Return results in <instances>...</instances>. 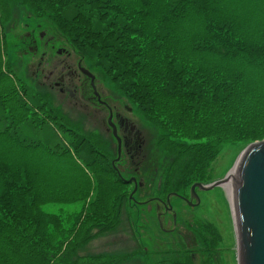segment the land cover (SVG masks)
Wrapping results in <instances>:
<instances>
[{
  "label": "trees",
  "instance_id": "trees-1",
  "mask_svg": "<svg viewBox=\"0 0 264 264\" xmlns=\"http://www.w3.org/2000/svg\"><path fill=\"white\" fill-rule=\"evenodd\" d=\"M22 22L63 41L139 115L147 135L124 148V172L109 142L83 131L85 116L70 120L46 85L18 76L32 53L25 31L7 35ZM263 140L264 0H0V264H227L205 221L196 261L174 244L150 262L139 228L132 249L86 250L125 215L136 223L129 178L143 180L135 200L186 197L213 183L223 148ZM49 205L80 209L62 217Z\"/></svg>",
  "mask_w": 264,
  "mask_h": 264
},
{
  "label": "rangeland",
  "instance_id": "rangeland-1",
  "mask_svg": "<svg viewBox=\"0 0 264 264\" xmlns=\"http://www.w3.org/2000/svg\"><path fill=\"white\" fill-rule=\"evenodd\" d=\"M22 31H25V34H30V36L36 42L35 52L32 55H27L25 51L21 52V54H26L30 59L25 63H21L19 67H15V71L18 76L22 78L26 76L30 77V75H32V79L38 82V79L34 77V71L38 69V63L40 61L44 62V60H48L53 55L55 56L57 52L61 53L62 51L67 53V50L69 51V47L62 46L59 43H64L63 41H61L59 38H56V36L52 35V33L49 32V34L48 32L46 33L43 31V28L40 25L31 24L30 22H22L18 27L11 31V34L9 32L7 35L9 42H13L15 36L17 34H21ZM21 36H23V34ZM43 36H46L52 40V42L48 41V43L54 46L53 49L50 45L46 49L44 42L40 43L37 41L38 39L43 38ZM55 50H57L56 53ZM9 57L11 60L14 58L13 54L10 53ZM58 59L61 60L63 58ZM83 68L85 69L84 64ZM49 69L51 70V68ZM24 70L25 73H23ZM27 70L28 74H26ZM57 72H59V70H57ZM92 75L95 77L96 85L99 93L102 95L103 101L108 104L110 109L113 110V123L115 122L114 115L115 113H118L123 121L136 128V131L139 132L141 138L146 136L147 134L146 131L143 130L145 128L140 121L139 115L133 113L132 109L123 100L114 95L111 89L104 85L100 77L94 74ZM55 77H57V75L54 73V78ZM26 82L29 83L28 80H26ZM46 87L51 93L49 94L52 96L54 107L56 105H60L62 112L65 115L68 114L67 117L72 121H75V119H77L78 116L82 114L85 116L83 131L89 132L91 134L97 133L109 142L108 149L109 151L111 150L114 156V162L116 163L119 171L121 173L124 172L126 170L128 160L126 158V153L123 146H121L120 157L117 159V144L106 124V120H108L107 110L103 108L100 110L101 113L95 112V110L92 109L90 105L77 103L76 101L70 99L66 93H60L52 85L48 84ZM85 92H87V90H85ZM125 109L127 110L125 111ZM118 131L120 132H118L117 135L121 139L124 134H122V130ZM243 150L244 149L232 147H225L221 150L216 163L213 165V174L216 176L214 177L215 179L213 183L223 180L231 172ZM130 179L131 178L126 181H129ZM133 179L137 184L140 183L141 186L143 185V180L140 181L139 179ZM138 190L139 187L137 188V191ZM196 194L199 200L198 206L194 209H190L189 207L185 206V204L178 199H173L177 197L170 198L172 212L176 215L174 228H176L175 230H177L178 234L172 233L174 228L170 218L166 219V221L164 219V223L167 222V225L164 226L165 231H160L162 233L160 234L155 223L156 214L153 209V204H151L153 199H150V196L141 195L140 197H136V200L133 198V201L131 202V205H134L133 208L137 210L139 215L137 217L136 223L131 226L129 223L130 216L125 215L123 217L121 226L118 227L114 234H109L94 240L87 247L86 252H89L90 254L109 255L118 254L124 248V246H126L125 250L128 248L132 249L136 244L135 240L133 239L134 233L140 229L139 231L143 237L141 239H143L145 244L147 243V246H149V248L145 246V251L149 253L147 254V260L150 262L160 263L161 260L165 261L167 257L165 255L162 257L160 252L166 251L168 247L171 248L170 246H173L174 244H176L177 254L182 256L184 255V252H187L189 255H191L192 259L196 261L198 257V236L195 222L198 221L199 224L200 221H205L215 228L220 238L217 248L220 257L224 258L225 256L227 264H236L235 233L230 210L231 203L229 202L226 190L220 187L208 192H200L196 190ZM148 195H150L149 192ZM188 195L189 194H187L186 197ZM79 209V205H71L70 207H66L64 205H49L44 207L45 211L61 215L62 217L74 215L79 212ZM132 228H135V230L133 231ZM160 228L162 229L161 226ZM181 243H183L184 247H181ZM138 262L142 263L144 260H138Z\"/></svg>",
  "mask_w": 264,
  "mask_h": 264
},
{
  "label": "water",
  "instance_id": "water-1",
  "mask_svg": "<svg viewBox=\"0 0 264 264\" xmlns=\"http://www.w3.org/2000/svg\"><path fill=\"white\" fill-rule=\"evenodd\" d=\"M79 70L83 76L90 79L95 90V77L83 67H79ZM107 123L117 144L118 159L121 154V140L117 136L111 114ZM232 171H234V177L232 179L230 210L235 233L236 264H264V140L246 147L238 157ZM228 175L223 180L207 186L198 183L193 184L190 187V199L195 198L196 204L194 206L189 204V207L198 205L196 190L208 192L219 187L224 189ZM126 183L133 184V191L129 196L133 200V195L141 185L140 183L137 184L133 178ZM171 197L178 196L174 194L167 196L165 201V210L167 211L172 210L170 206ZM175 221L176 216L173 214L172 223L174 225Z\"/></svg>",
  "mask_w": 264,
  "mask_h": 264
},
{
  "label": "flooded vegetation",
  "instance_id": "flooded-vegetation-1",
  "mask_svg": "<svg viewBox=\"0 0 264 264\" xmlns=\"http://www.w3.org/2000/svg\"><path fill=\"white\" fill-rule=\"evenodd\" d=\"M24 36H25V39L23 40V43L29 44L27 50L29 52H32V54H34L36 42L30 36V34H25ZM37 41H39L40 43L44 42L46 49L50 45L48 41L52 42V40L46 36H43V38H40ZM50 46L52 47V49L54 48V46L52 45ZM56 52L57 50H55V53ZM58 58H63V59L60 60ZM37 67L38 69L34 71V77L38 79L42 85L43 84L52 85L60 93H66L70 97V99L76 101L77 103L79 104L84 103L86 105H90L92 109L95 110V112L101 113L100 110L105 108L108 112V117L110 116V114L112 115V123H113V114H112L113 110L110 109L108 107V104H106L103 101L102 95L98 91L96 81L94 82V87H95V90H94L93 86L91 85L90 79L87 78L86 76H83L80 73L79 67H82V66H81V63L76 60V57L74 55L67 54L62 51L59 54L57 52L55 56L53 55L48 60H44V62L40 61ZM49 68H51V70ZM57 70H59V72H57ZM54 73L57 75V77L55 78H54ZM83 89H86L87 92L85 91L83 92ZM126 110L127 109H125V111ZM114 118H115V122L113 124L116 127L117 134L118 132H120L118 130H122L123 133L122 132L121 133L124 134V136L121 137V141H122L123 148H125L134 139L135 134L138 135L139 132L136 131V128L134 126H131L130 124L123 121L118 113H115ZM106 124L108 128L110 129L111 135H112V130L109 127L107 120H106ZM138 137L140 138V134L138 135ZM195 195H196V198L198 199L196 191H195ZM177 198L181 202H183L185 206L187 207H189V204L190 206H194L196 204L195 198L190 199V193L187 197L178 196ZM150 199H153L151 201V204H153V209L155 211L159 227L161 225L162 229L161 228L160 229L162 231H165L164 226L167 225V222L164 223V219L165 221L166 219H169V218L172 219V215L174 213L172 212V210L171 211L165 210L166 199L164 201H161L155 198H150ZM189 208L194 209L195 207H189ZM172 226L174 228L173 223H172Z\"/></svg>",
  "mask_w": 264,
  "mask_h": 264
},
{
  "label": "bare ground",
  "instance_id": "bare-ground-1",
  "mask_svg": "<svg viewBox=\"0 0 264 264\" xmlns=\"http://www.w3.org/2000/svg\"><path fill=\"white\" fill-rule=\"evenodd\" d=\"M233 177H234V171L229 173V175L227 177L226 186L224 187V189L226 190V192L228 194V199H229L230 203H232V179H233Z\"/></svg>",
  "mask_w": 264,
  "mask_h": 264
}]
</instances>
